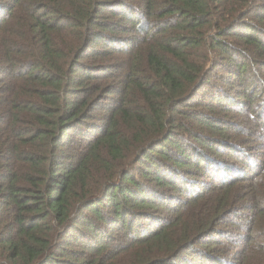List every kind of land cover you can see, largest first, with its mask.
Returning <instances> with one entry per match:
<instances>
[{
  "label": "trees",
  "instance_id": "trees-1",
  "mask_svg": "<svg viewBox=\"0 0 264 264\" xmlns=\"http://www.w3.org/2000/svg\"><path fill=\"white\" fill-rule=\"evenodd\" d=\"M0 264H264V0H0Z\"/></svg>",
  "mask_w": 264,
  "mask_h": 264
}]
</instances>
